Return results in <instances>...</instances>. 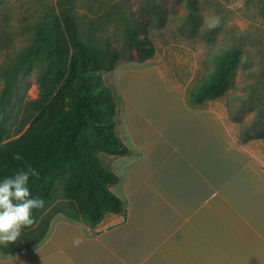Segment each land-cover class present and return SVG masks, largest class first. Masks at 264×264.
Here are the masks:
<instances>
[{
  "label": "crops",
  "instance_id": "obj_1",
  "mask_svg": "<svg viewBox=\"0 0 264 264\" xmlns=\"http://www.w3.org/2000/svg\"><path fill=\"white\" fill-rule=\"evenodd\" d=\"M151 92L125 91L131 153L109 159L126 212L95 227L57 214L40 244L0 249V264H264V145L240 141L210 108Z\"/></svg>",
  "mask_w": 264,
  "mask_h": 264
},
{
  "label": "trees",
  "instance_id": "obj_2",
  "mask_svg": "<svg viewBox=\"0 0 264 264\" xmlns=\"http://www.w3.org/2000/svg\"><path fill=\"white\" fill-rule=\"evenodd\" d=\"M59 6L53 23L37 28L26 55L32 61L46 53L49 61L40 97L31 102L35 114L22 135L7 141H3L4 118L12 88L7 86L0 98V181L30 164L39 171V177L30 182L32 195L44 200L42 209L33 210L35 224L22 229L15 243L0 245L4 254L40 244L57 214L95 227L109 213L126 212L125 202L111 189L120 178L101 157L131 153L118 134V102L104 73L123 61L151 59L156 47L146 29L126 30L123 40L131 48L128 55L84 33L79 19L82 8L99 15L94 20L96 31L120 24L121 9L93 0H60ZM188 9L186 19L194 27L202 20L197 1L189 0ZM237 62L235 48L218 55L209 78L190 94V105L198 107L222 97L232 85ZM14 154L22 159L14 160Z\"/></svg>",
  "mask_w": 264,
  "mask_h": 264
},
{
  "label": "rangeland",
  "instance_id": "obj_3",
  "mask_svg": "<svg viewBox=\"0 0 264 264\" xmlns=\"http://www.w3.org/2000/svg\"><path fill=\"white\" fill-rule=\"evenodd\" d=\"M93 1L121 9L123 14L120 24L96 31L94 20L99 15L82 8L79 19L86 35L94 34L102 45L128 55L131 48L123 40L126 30L146 29L156 47L153 58L123 61L104 73L106 84L117 98L120 137L128 111L124 83L130 78L146 82L144 87L139 86L144 97L157 89L166 92V100L172 105L210 108L220 120L233 125L229 127L240 141L264 145V0H196L202 20L194 27L186 19L189 0ZM59 2L0 0V98L7 86L13 91L4 118L3 141L22 135L35 114L31 102L40 97L49 61L46 53L32 61L26 55L34 44L37 28L51 25L59 16ZM217 18L218 25L212 27L210 22ZM230 48L238 52L230 89L202 106H191L190 94L209 78L217 56ZM127 92L130 100L139 95L137 89L128 88ZM101 157L111 166L112 156Z\"/></svg>",
  "mask_w": 264,
  "mask_h": 264
},
{
  "label": "clouds",
  "instance_id": "obj_4",
  "mask_svg": "<svg viewBox=\"0 0 264 264\" xmlns=\"http://www.w3.org/2000/svg\"><path fill=\"white\" fill-rule=\"evenodd\" d=\"M218 23V18L210 22L212 27ZM13 159L21 160L22 157L14 154ZM38 177V169L29 164L0 181V245L15 243L22 229L35 224L33 210L44 207V200L34 197L30 187V182ZM81 242L77 238L73 246H79Z\"/></svg>",
  "mask_w": 264,
  "mask_h": 264
},
{
  "label": "bare ground",
  "instance_id": "obj_5",
  "mask_svg": "<svg viewBox=\"0 0 264 264\" xmlns=\"http://www.w3.org/2000/svg\"><path fill=\"white\" fill-rule=\"evenodd\" d=\"M129 80H130V78L124 83V87H126L125 88L126 91L128 90V88H131V89H137L139 93H143V91H140L141 90V88L139 87L140 81H138V80H130L129 81ZM149 95H152V93ZM130 98L135 99V97H133V98L130 97Z\"/></svg>",
  "mask_w": 264,
  "mask_h": 264
}]
</instances>
